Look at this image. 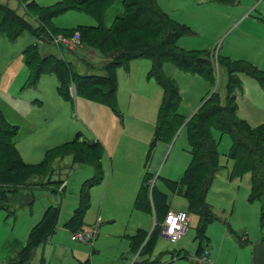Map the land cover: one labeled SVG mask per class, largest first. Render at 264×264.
Masks as SVG:
<instances>
[{"label":"rangeland","instance_id":"374dc122","mask_svg":"<svg viewBox=\"0 0 264 264\" xmlns=\"http://www.w3.org/2000/svg\"><path fill=\"white\" fill-rule=\"evenodd\" d=\"M36 1L51 6L61 0ZM122 1L117 0L108 10V26L122 14ZM158 2L174 20L190 27V33L179 39L180 47L185 50H210L214 53L215 61H220V66L216 63L212 76L213 85L204 75L182 70L172 62L164 64L165 75L177 84L183 96L178 113L184 121L188 122L213 93L218 92L225 99L228 75L219 55L251 63L264 71V0H240L235 5L205 0ZM0 3L13 8L33 25L38 24L39 10L28 7L20 0H0ZM53 21L58 27L67 29L97 24L92 15L78 10H69ZM49 26L52 27L51 23ZM54 32L50 33L49 38L43 36V43H37L30 32H25L16 41L0 34V106L6 119L20 127L16 141L22 158L26 162L39 163L52 154L56 166L53 179L64 175L66 179V188L61 193L52 190L57 184L48 182V177L33 178L35 182H47L46 188L38 187L33 194L27 193L26 204L17 206L15 216H9L4 208L0 209L1 239H14L26 228L29 230L42 217L47 206L58 204V199L63 197L58 204L62 206V213L57 232L52 238L56 248L49 243L46 258L49 261L53 259L52 264H60L61 261L63 264H129L134 258L131 252L132 236L137 235L140 229L150 232L154 223L153 213L134 207L133 192L146 173L159 176L155 182L159 189L167 179L165 177L177 180L183 171L185 173L191 160L186 122L176 125L175 134L166 131L157 138L162 89L154 78L149 77L151 62L148 59L132 60L128 67L118 69L117 112L105 104L89 100L87 109L75 83L70 87L72 99L60 94L57 76L48 72L41 74L36 85L30 84V70L23 55L35 43L43 54H55L71 62L82 77L94 74L104 61L102 51L83 42L79 31L72 34ZM57 34L68 38L79 34L80 48L71 51L57 45L54 39ZM76 52L80 55L77 56ZM239 76L242 85L236 90L238 115L251 126H258L264 123V87L246 72ZM114 123L117 127L113 126ZM82 134L90 141H100L104 145L105 179L92 187L91 208L83 222L85 233L94 232L91 242L72 240L75 228H71L70 220L79 206L83 184L95 175L94 166L74 163L71 156L59 161L65 142ZM215 135L219 143L221 171L207 194V203L218 216L205 229L209 241L207 244L204 239L202 246L210 251L212 257L207 264H252L251 242L264 238L262 201L250 200V172L231 177L234 168V162L229 157L231 137L218 131ZM140 141L145 143L140 144ZM80 148L94 154L87 143L80 145ZM149 152L151 157L147 160ZM118 167H129L126 171L124 169V175L131 174L136 179L130 191H121L129 186L123 180V175L116 177L111 187L108 186L111 168ZM106 191L107 204L100 209ZM112 199L114 202L108 203ZM169 202L175 209L189 208L183 194L169 193ZM197 216L191 215L187 230L176 243L163 237L161 232L157 233L151 249L137 257L135 263L204 264L197 261L200 250ZM230 228L251 242L243 245ZM1 239L0 261H4L9 250Z\"/></svg>","mask_w":264,"mask_h":264},{"label":"trees","instance_id":"16d2710c","mask_svg":"<svg viewBox=\"0 0 264 264\" xmlns=\"http://www.w3.org/2000/svg\"><path fill=\"white\" fill-rule=\"evenodd\" d=\"M20 1L26 3L28 7L39 10L38 24L33 25L13 8L0 3L1 35L16 41L25 32H30L38 40L43 36L49 38L50 33H55L54 31L64 32V34L79 31L83 42L90 47L96 46V49H100L105 60L94 74L82 77L71 62L55 54H43L40 46L35 43L25 51L24 55L30 70V84L36 85L41 74L48 72L57 76L60 94L72 99L70 87L75 83L79 96L105 104L117 112L119 108L118 69L128 67L132 60L148 59L152 62L149 77L154 78L163 91L157 118V138L166 131H173L175 134L176 125H183L186 122L178 113L183 96L177 84L165 75L163 66L166 62H172L182 70L204 75L213 85L212 76L215 74L216 63L218 62L220 66V61H215L214 53L210 50H185L180 47L179 39L190 33V27L174 20L161 7L158 0H123V12L113 20L110 26L107 25V12L117 0H61L51 6L40 5L36 0ZM205 1H216L224 5H235L240 2V0ZM69 10L90 14L97 24L79 25L72 29L58 27L53 20ZM50 23L52 27L49 26ZM47 27H50L49 29L53 32H49ZM219 58L228 75L227 94L223 100L220 93H213L197 113L185 123L191 160L182 179L172 181L174 191L182 192V187V193L188 200L189 208L184 210L189 215L196 214L199 217L197 238L200 244V250H198L200 256L205 251L202 246L204 239H207L205 229L209 222L218 218L207 203V194L221 171V155L216 131L231 137L229 157L234 162L231 177L250 172V200L262 201L264 215V123L251 126L246 119L238 115L239 108L236 103V90L242 85L240 73L246 72L253 76L264 87V71L251 63L220 55ZM18 130V125L6 119L0 106V209L10 210L11 203L23 190L33 192L38 184L32 181L33 178L49 176L54 170L55 156L52 154L37 164L28 163L22 158L16 142ZM83 143H87L94 154L82 151L80 145ZM103 152L104 147L101 143L81 140V135L63 145L61 158L72 156L75 162L92 165L95 169L94 177L81 188L80 203L70 221L71 228H79L83 225L84 217L91 207V189L104 179L101 162ZM150 157L151 152L148 153V160ZM152 177L153 174L146 173L136 206H148V196L152 185L149 179L151 180ZM50 181L51 179L48 182ZM51 183L57 184L53 190L58 191L61 182L52 181ZM156 189L155 185L153 187L154 201ZM161 197L165 201L168 200L165 193H161ZM22 200L26 203V196H23ZM155 206L158 213L156 201ZM166 206L168 208L170 205L166 203ZM166 215L167 213L163 220L156 223L151 233L139 230L133 237L134 248L138 250L142 246L139 255L151 249L156 234L161 232ZM59 217L60 207L50 205L43 218L30 232L27 243L6 264H33L37 248L55 234ZM161 221L163 222L160 223ZM159 225H161L160 229ZM234 233L236 238L243 242L242 236L236 231ZM206 242L208 244V241ZM40 264L48 263L43 260Z\"/></svg>","mask_w":264,"mask_h":264},{"label":"crops","instance_id":"0c3cea01","mask_svg":"<svg viewBox=\"0 0 264 264\" xmlns=\"http://www.w3.org/2000/svg\"><path fill=\"white\" fill-rule=\"evenodd\" d=\"M59 2V1H58ZM56 3V2H55ZM55 3H53V4H55ZM40 4V3H39ZM40 5H42V4H40ZM52 5V4H51ZM43 6H49V5H43ZM91 52V51H90ZM76 54H77V56H79L80 54H78V52H76ZM23 59L25 60V57H24V55H23ZM139 60H143V59H139ZM147 60V59H146ZM150 61V60H149ZM25 62H26V60H25ZM104 62H105V60H104ZM151 62V61H150ZM130 65V64H129ZM151 67H152V62H151ZM151 70V69H150ZM150 72V71H149ZM162 89V88H161ZM163 92V91H162ZM208 97V96H207ZM207 97H205L202 101H204ZM80 98H82V97H80ZM79 98V99H80ZM83 100H84V102H85V106H86V108L87 109H89V104L87 105V100L88 99H86V98H83ZM89 101H91V100H89ZM201 101V102H202ZM93 102H95V101H93ZM200 102V103H201ZM162 103V102H161ZM199 103V104H200ZM160 106H161V104H160ZM159 109H160V107H159ZM198 109V108H197ZM112 110V109H111ZM114 111V110H113ZM158 113H159V111H158ZM157 118H158V115H157ZM113 126L114 127H117V125H116V123H114L113 124ZM156 127H157V125H156ZM19 130H20V127H19ZM19 130H18V133H19ZM76 136V135H75ZM76 137H74V139H75ZM129 138H132V137H130L129 136ZM83 139H85V140H89L90 141V139H87L85 136H83V134L81 135V140H83ZM70 141H72V140H70ZM69 141V142H70ZM137 141V140H136ZM17 142V141H16ZM93 142H96L95 140L93 141ZM99 143H101L100 141H98ZM65 143H68V141L67 142H65ZM145 143V141L144 142H142V141H140V144H144ZM64 144V143H63ZM102 144V143H101ZM102 146L104 147V145L102 144ZM190 147V146H189ZM20 153H21V151H20ZM191 154V153H190ZM72 157V156H71ZM61 160H63V158H60V160L59 161H61ZM72 160H73V162L74 163H77V162H75V160H74V158L72 157ZM147 160H148V157H147ZM103 161V162H102ZM101 162H102V165H103V163H105L104 162V158H103V156H102V159H101ZM28 163H30V162H28ZM40 163V162H39ZM31 164H37V163H32L31 162ZM53 166H54V164H53ZM55 167L56 166H54V169H55ZM129 167H127V168H124V167H118L117 169H114V168H111V171H110V179H109V181H110V184H108V186H112L113 185V182L115 181V178L116 177H120V176H122L123 175V180L125 181V182H127V184L129 185L128 187H126V188H122L121 189V191H130V187H133L134 185H135V181H136V179L131 175V174H127V175H124V169H125V171L128 169ZM55 170H53V172H54ZM53 172L51 173V175H49V176H46V177H48L49 178V180L51 179V181L50 182H52V181H60L61 182V184L59 185L60 186V188H59V190L58 191H60L61 193H63L64 192V190H65V188H66V179H65V175L63 176V177H58L57 179H53ZM105 172V171H104ZM184 176V171H183V173H182V175H181V177H180V179H177V180H175V179H171V178H168V177H165V178H167V179H164V183L161 185V188L159 189L157 186V189H156V193H155V201L157 202V206H158V210H159V212L157 213L156 212V206H155V201H154V199H153V187L155 186V182H156V180H158V178H159V176L158 175H153V177H152V179H151V182H152V185H151V189H150V191H149V195L150 196H148V206L147 205H145V206H143V207H139V206H136V201H137V199H138V196H139V193H140V191H141V187H142V185L144 184V180H145V178L143 179V181H142V183H141V181L139 180L138 181V184H137V188H136V190L133 192V199H134V196H135V200H134V207L136 208V209H140V210H143V211H146V212H149V213H153V215H154V223H153V226H152V228H151V231L149 232V233H151L152 231H153V229H154V227H155V225H156V223H158L159 221H160V219H164V217H165V214L166 213H168V211L169 210H171V209H175V208H173L172 206H169L168 208H167V206H166V203H168L169 205H170V202H169V193H172V194H177V193H179V194H183L182 192H183V188L181 187V191L182 192H180V191H174V189L172 188V185H173V183H172V181H180L181 179H182V177ZM145 177H146V174H145ZM63 178V179H62ZM104 179H105V175H104ZM48 181V180H47ZM108 181V182H109ZM38 184H37V186H35V188H38V187H45L46 188V183H43V182H37ZM34 188V189H35ZM34 189H33V192H34ZM53 190V189H52ZM53 191H55V190H53ZM33 192L32 191H30V190H23L22 192H21V194H20V196L15 200V201H13L12 203H11V205H10V210H8V209H5V210H7L8 211V213L10 214L9 216H11V215H16L15 214V211H16V208H17V206H19V205H21L22 203H25L23 200H22V198H23V196H25L27 193H32L33 194ZM81 192V191H80ZM161 193H165L167 196H168V200L167 201H165L162 197H161ZM106 195H107V191H106V193L104 194V199H103V201H101V203H100V209H102V207H104L105 206V204H107V201H106ZM129 195H130V197H131V194L129 193ZM129 195H128V198H129ZM92 198H93V193H91V200H92ZM60 200H63V197H60L59 199H58V204H59V202H60ZM20 201H21V203H20ZM114 202V200L112 199L111 201H109L108 203H110V204H112ZM79 203H80V201H79ZM132 203V202H131ZM26 204V203H25ZM58 204H50V205H55V206H58V207H60V217H61V213H62V206L61 205H58ZM145 204H146V202H145ZM49 205V206H50ZM49 206H47L46 207V209L49 207ZM91 208V207H90ZM46 209L44 210V213H45V211H46ZM179 209H185V208H179ZM89 211V210H88ZM75 212H76V209H75V211H74V214H73V216L75 215ZM44 213H43V215H42V217L34 224H32L31 225V227L29 228V230H28V228H26V230L21 234V235H17V237H15L14 239L13 238H11V237H8L6 240H2L1 239V234H0V239L3 241V243H5V245H6V247L8 248V256H7V258H6V260H4V261H0V264H6L12 257H14V255H16V253L27 243V240H28V237H29V234H30V232L32 231V229L34 228V226L38 223V222H40V220L43 218V216H44ZM87 214V213H86ZM158 214V215H157ZM191 215H193V214H190V218H191ZM73 216H72V218H73ZM160 216V217H159ZM197 216V215H196ZM217 216V215H216ZM60 217H59V220H60ZM198 217V216H197ZM218 217V216H217ZM71 218V219H72ZM99 220V219H98ZM71 221V220H70ZM199 221V220H198ZM163 221H161L160 223H162ZM164 223V222H163ZM58 224H59V222H58ZM163 225V224H162ZM100 225H98V227H99ZM57 228H58V226H57ZM231 229V228H230ZM79 230H84L83 229V225L81 226V227H79V228H75V230H74V233L75 232H77V231H79ZM141 230V229H140ZM232 230V229H231ZM56 232H57V230H56ZM55 232V233H56ZM139 232V231H138ZM232 232L234 233V230H232ZM18 233V232H17ZM235 234V233H234ZM54 236V235H53ZM53 236L50 238V239H48L44 244H41L38 248H37V250H36V255H35V259H34V262H33V264H40V262L41 261H46L48 264H52L53 262V259L51 260L50 259V261L46 258V255H45V253H46V249H47V247H48V244L49 243H51L52 245H53V243H52V238H53ZM133 237L134 236H132V239H133ZM236 237V236H235ZM72 238V237H71ZM207 238V237H206ZM244 240H243V242H241L243 245H246V244H248L249 242H251L250 240H249V238H247V237H242ZM72 240H74L73 238H72ZM5 241V242H4ZM74 241H76V240H74ZM206 241H209V239H206ZM252 243V264H264V238L263 239H258L257 241H255V242H251ZM142 247V246H141ZM141 247H140V249H141ZM53 248H56V246H54L53 245ZM140 249H136V247L134 248V246H133V242H132V245H131V252H133L134 253V258H133V260L131 261V263H129V264H134V262L136 261V259H137V257H139L140 255L138 254L139 253V251H140ZM206 250V249H205ZM209 255H210V261H208V262H198V263H204V264H207V263H210L211 262V260H212V257H211V253H210V251H209ZM197 256H200V255H197ZM1 257V256H0ZM124 257H126V256H124ZM216 259V258H215ZM63 261H61V263L60 264H63L62 263ZM80 264H83V263H80ZM85 264H90L89 262L88 263H85Z\"/></svg>","mask_w":264,"mask_h":264},{"label":"built area","instance_id":"2783aa9c","mask_svg":"<svg viewBox=\"0 0 264 264\" xmlns=\"http://www.w3.org/2000/svg\"><path fill=\"white\" fill-rule=\"evenodd\" d=\"M55 43L61 45L65 49H70L75 51L80 48L79 45V34H76L73 38H68L62 34H57L55 36ZM37 43H43L42 39H38ZM190 222V215L184 209H171L166 215V219L162 225L161 234L166 237L172 243L178 242L180 236L187 230L188 224ZM96 231V227L94 228ZM74 240H81L84 242H91L94 239L93 233H85L83 230H79L72 235ZM198 262H208L210 261L209 251L205 250L201 256L197 257Z\"/></svg>","mask_w":264,"mask_h":264}]
</instances>
